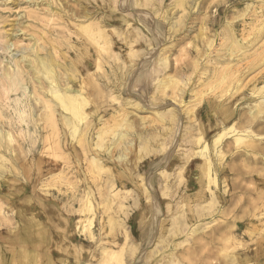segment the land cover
<instances>
[{
  "label": "rangeland",
  "instance_id": "rangeland-1",
  "mask_svg": "<svg viewBox=\"0 0 264 264\" xmlns=\"http://www.w3.org/2000/svg\"><path fill=\"white\" fill-rule=\"evenodd\" d=\"M81 1L97 17L113 5L122 14L140 13L139 21L133 23L139 30L132 26L106 28L112 37L128 43L124 50L114 49L91 59L74 48L76 35L75 32L72 34V25L82 20L73 15L79 0H0V68L8 60L6 52L19 55L34 44L57 45L67 56L64 66L72 68L76 74V85L89 80L96 85V92L89 97L91 104L96 105V114L80 122V125L88 121L92 124L85 139L90 152L83 156L82 141L69 136L63 123H59L57 132L53 133L50 125L39 121L46 129L35 136L33 142L25 139L19 128L23 124L17 120L13 103L16 91L9 89L11 80L0 75V146H3L0 147V164L16 155L13 165L18 168L6 176L5 181L4 176H0V259H4L8 249L7 264L23 263L25 257L31 264H36L40 254L43 256L46 250L47 254L52 253L51 248L55 246L61 252L60 257H65L60 264H203L206 250L203 224L206 219L202 205L204 207L205 200L192 197L194 192L190 190L199 172L191 167L178 179L179 162L190 159L192 151L198 149L192 143L197 134L194 127L199 125L195 116L198 108L207 101L220 100L231 94L245 92L247 96L251 84L264 73V27L261 28L264 0H195L197 5L193 0L185 9L179 7L180 0L177 3L167 0V6L163 8L160 0H134L135 5H121L120 8L117 5L121 0ZM166 10H171V17L162 20ZM254 11L260 12L258 19L253 17ZM67 16L71 18L67 20ZM157 23L160 25L158 30ZM7 41L10 46L4 50ZM76 56H81V60L76 62ZM88 60H92L90 67L85 64ZM98 60L103 62L99 68L95 62ZM18 77L21 78L20 74L14 80ZM33 83L28 86L27 99L32 116L38 121L41 106L34 100ZM247 104L242 103L243 107L239 106L238 111L246 113ZM201 113L210 115L208 110ZM178 114L180 123L176 128L174 121ZM175 129H178L176 136ZM117 131L129 132L125 139L117 140ZM138 134H141L140 138ZM68 143L72 149L66 145ZM108 145L110 154L104 150ZM120 151L127 152L126 159L134 163L132 173L127 177L131 183L124 180L120 184L118 177L117 180L115 176L113 178L121 171L118 165L122 160L116 159ZM92 152L105 163L102 170L90 164L88 158ZM40 159H43L46 171L36 180L29 174H33ZM158 159L160 164L151 167L152 160L157 162ZM21 168L24 170L22 179ZM109 175L117 183L110 182ZM185 188L191 198L186 195L188 203L183 206L181 193ZM88 190L95 204L91 226L93 239L83 237L81 230L76 234V223L84 217L82 211ZM155 202L158 207L153 213L157 219L154 226L152 221L142 223L155 235L149 241L141 240L134 224L132 228L131 220L144 206L155 205ZM22 208L27 215L24 220ZM35 211L41 226L36 225ZM46 214L56 216V221L48 219ZM27 233L33 234V240L26 253L21 246L24 244L21 235ZM126 233L129 234L127 239ZM105 241L118 242L112 247L117 255L98 253L92 260L83 261L66 254L68 246L69 252L76 255V252L81 254L82 245L92 249ZM239 242L243 243L240 239ZM121 246H125L122 253ZM237 249L230 247L228 251ZM217 263L213 257L212 264ZM39 264H43V258Z\"/></svg>",
  "mask_w": 264,
  "mask_h": 264
},
{
  "label": "bare ground",
  "instance_id": "bare-ground-1",
  "mask_svg": "<svg viewBox=\"0 0 264 264\" xmlns=\"http://www.w3.org/2000/svg\"><path fill=\"white\" fill-rule=\"evenodd\" d=\"M166 1L167 0H160V6L162 8L164 6H167L165 5ZM175 1L177 3L179 0ZM192 1L193 0H180L179 3L182 6L180 5L179 7L185 9L186 6L190 5L189 3ZM83 4H85V2L83 3L81 0H79V7L73 14L82 19L80 20V22H78V24L72 25V34H74L75 32L76 35V41L73 44L74 48H76L77 51L82 52L91 59L92 57H95L97 59L100 56H103V53H107L108 51L112 52L114 49H119L120 51L124 50L128 45V43L123 39L119 41V39L112 37L109 30L106 28L114 27L123 29L127 26H132L133 28L139 30V27L133 25V23L139 21V17L141 16L140 13L128 12L122 14L121 12L119 13L118 7L113 5L108 6V8L102 10L100 16L97 17L96 13H94L92 10H89L87 4ZM133 4L135 5L134 0H121L120 2H118L117 6H119L120 8L121 5L122 7H125L127 5L133 6ZM253 13V17H255V19H258V17L260 16V12L258 13L254 11ZM165 17H171V10H166L165 13H163L162 20ZM70 18V16H67L66 19L69 20ZM65 22L66 24H69L66 20ZM149 26L151 27V25ZM155 26H157L158 30L160 25L157 23ZM262 27H264V23L263 25L261 24V28ZM154 32H156L155 28ZM9 46L10 44L7 41L5 43L4 50H6ZM6 55L8 60L3 64V67L0 68V75H3V78L5 79L9 78V80H11L9 89L16 91L13 103H15L16 105L15 111L17 112V120L20 122V124H23L21 125V127H19L21 130L20 132L23 134V137L25 139H28V141L33 142V140L36 139L35 136L41 134L44 128L46 129L45 126L41 127L40 123H38L39 121L43 120L48 125H50V129L53 133L57 132L58 124L63 123L64 127L68 131L67 133L69 136H71L73 139H76V141H79V139L80 141H82V150L84 149L83 156L90 152V145H88L87 143L85 144V139L89 130L92 128V124L90 121H85L86 123L80 125V122L87 116H95L96 114V105H92L89 99V97L96 92V85L94 84V82L87 79L89 81H86L85 83L83 81V83L78 82V84L76 85V82H74V80H76V74L72 71V68H68L67 65L64 66V62L65 59H67V56L64 55V53L60 50V48H58L57 45L47 47L34 44V47L31 46L29 49H25V52H20L19 55H15L10 52H6ZM80 60L81 56H76V62ZM91 61L88 60L85 63L87 64L86 67H90ZM101 61H95L98 68L102 66L101 63L103 62ZM99 70H101V68ZM18 74H20L21 78L18 77L19 79L17 78L18 80L16 81L14 80V78ZM30 82H34V100L41 106L40 119H38V121L33 118L30 101L27 99V97H29L28 86ZM247 99L253 102V104H251V102H249ZM242 103H248L246 106V113H241V111H238V107L241 106ZM217 108L219 110H217ZM206 110H208L210 115H202L201 112ZM213 110L215 111L214 113H212ZM195 116L196 118H198L199 125L197 128L194 127V129H196L197 131V134L196 139L193 140L192 143L194 144V146L196 145L198 149L195 152H193L194 150L192 151L193 154L190 156V159L188 158L189 160L187 159L184 162L179 160L180 172H178L177 177L178 179H181V176L184 175H182V173H185L186 170L189 168L191 169V167L199 172V177L196 178L194 187H191L190 190L194 192L192 193V197L198 199L199 197H201L205 200L204 207L202 205V209H204L205 211L204 216L206 219V222L203 224L204 229L206 230L205 240L203 241L205 244L203 245L206 246V250L203 248V250H205V254L203 253V264H212L213 257H216V259L218 260L217 264H264V73L260 76V79L255 80V82L251 84V88L249 89V94H247V96L245 92H242L237 95L231 94L228 97L220 100H215L213 102L207 101L206 103H203L200 108H198ZM179 121L180 115L178 114L174 121V125H176V128H179ZM132 127L133 126H131V128ZM177 131L178 129H175V136ZM104 132L105 131H103V133ZM103 133L101 132V134ZM127 133L117 131V140L125 139ZM141 134H138V138H140ZM173 138L175 137L173 136ZM68 144L66 145L68 147L70 146L69 148L72 149V145L70 143ZM129 144L132 143L130 142ZM95 145L97 146L98 143L95 142ZM109 149L111 150L110 146L108 145L104 150L110 154L111 152ZM77 151L78 150L76 149V152ZM97 153L99 152L97 151ZM126 153H124V151H120L119 154L116 153L118 154L116 159L122 160V163L118 165L121 171H117V175L114 174L113 178L115 176L117 180L118 177L120 184H123L124 180L127 181L128 175L132 173V167L134 168V163L126 159V155L128 154ZM91 154V158H88L90 160V164L102 170L103 165L105 164L103 160L100 161L101 159L99 160L96 153L92 152ZM24 155L26 156V154ZM15 156L7 158L6 161H1L3 163L0 164V176H4V181L6 180V176L9 177V174H12V171L16 169L18 171V168L13 165L15 162ZM165 157L167 159V156ZM159 159L157 162L155 160H152L150 166L154 167V165H159ZM162 160H165V158ZM41 165H43L44 167H41ZM45 169L46 168L43 164V159H40L38 160L37 168H33V174L30 173L29 175H31L32 178L38 180L44 175V172L46 171ZM107 177L110 178V182L114 183L116 181L113 180L112 175H109ZM22 178H24V170L21 168L20 179ZM140 179L142 181V178ZM127 182L131 183L130 180H128ZM183 185L181 183V186ZM23 189L24 188H21V190ZM186 190L188 189L185 188V190H182L184 195L183 193H181V198L184 197L182 198L183 206L187 205L188 203L186 195L188 197L191 196L190 193L187 194L188 191L187 193L185 192ZM86 194L87 203L85 206V210L82 211L84 212V217L80 221H77V223L75 222L77 224L76 234L81 230L83 237L85 236V238L87 239H93L94 230L91 228V226L95 213V204L92 201L93 199L91 192L88 190ZM40 200L42 201V198ZM154 204L155 205L151 204V206H144L142 210L136 213V218H133V220H131L132 228L134 224L136 229L135 232H137V236L141 240L148 239L147 241H149L150 238L155 235V232H152L153 234H151L148 228L143 227L144 222H146L147 220L148 222L152 221V225L157 220L154 219V216L156 217V215L153 213L156 212V207L158 206L156 205V202ZM43 209H46L45 206ZM21 211L23 214L22 219L24 220L26 219L27 215H24L23 208L21 209ZM26 213L27 211L25 212V214ZM34 214H36L37 217H35L36 225L41 226V220L38 216V213L35 211ZM148 215L150 217L149 219H147ZM45 216L48 219L51 218L55 221L57 219L56 216L51 217L47 214ZM32 220H34L33 217ZM82 221L87 222L86 224H88V226L86 224L82 225L84 224L82 223ZM130 233L133 234L131 228ZM230 234H234V237ZM127 235L129 236V234L126 233V239L128 238ZM239 239L242 240L243 243L240 244ZM21 240L25 244V246H23L24 244L21 245L22 249L27 253V248L31 245V242L33 240V234L27 233L25 236L21 235ZM198 241H200V239ZM116 244L118 245V242L105 241L100 243V245L98 246H93L92 249L88 248V246L82 245L84 249L80 250L81 254L76 252V255L69 252L71 251V248L70 246H68L66 254L76 257L77 259L81 258L83 259V261L92 260V258L97 256L98 253L102 255L109 253L111 254V256H115L117 255V253H115L116 251H113L112 247H114ZM214 245H218V247ZM124 247L125 246H121V253L122 250H125ZM230 247H238V249L230 252L228 251ZM51 251L52 253L47 254L46 250L43 253V256L42 254H40L39 261L36 260L34 263L39 264V262L43 258V264H60L65 257H60L61 252H59V248L52 246ZM7 255L8 249L6 255H4V259H0V264H7ZM117 257L119 258L120 256ZM74 263H76V261ZM20 264H31V262H29L25 257L23 263L21 262Z\"/></svg>",
  "mask_w": 264,
  "mask_h": 264
}]
</instances>
